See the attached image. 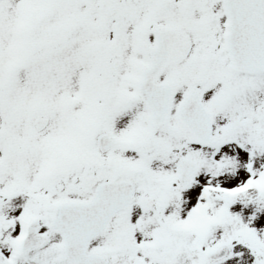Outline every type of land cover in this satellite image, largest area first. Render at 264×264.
Segmentation results:
<instances>
[{"label":"snow or ice","instance_id":"snow-or-ice-1","mask_svg":"<svg viewBox=\"0 0 264 264\" xmlns=\"http://www.w3.org/2000/svg\"><path fill=\"white\" fill-rule=\"evenodd\" d=\"M0 264H264V0H0Z\"/></svg>","mask_w":264,"mask_h":264}]
</instances>
